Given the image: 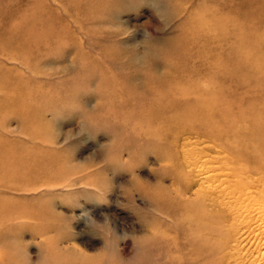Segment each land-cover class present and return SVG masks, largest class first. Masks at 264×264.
Wrapping results in <instances>:
<instances>
[{"label": "rangeland", "instance_id": "1", "mask_svg": "<svg viewBox=\"0 0 264 264\" xmlns=\"http://www.w3.org/2000/svg\"><path fill=\"white\" fill-rule=\"evenodd\" d=\"M250 3L260 6L245 16L249 23L238 33L247 37L255 24L260 75L264 0H0V78L6 83L0 86V164L7 176L28 184L27 190L8 193L7 203L0 200V211L15 215L9 222L0 219V241L18 233L25 240L62 237L61 245L71 243L82 251L83 264H96L104 241L90 218L107 219L118 235L173 224L158 198L162 187L173 196L180 186L166 158L173 152L180 164L179 146L166 148L141 120L146 103L140 100L152 98L146 78L191 64L206 69L217 54L208 49L218 52L222 42L231 52L239 44L213 30L196 40L204 47L193 45L194 60L185 66L180 59L199 12L228 15L232 19L224 30L232 34ZM145 27L153 32L146 43L152 55L138 68L132 58L143 50ZM203 51L207 57L198 58ZM73 61L76 67L69 69ZM82 118L90 127L80 132ZM69 131L74 135L66 139ZM110 139L115 148L108 147ZM131 183L136 194L127 200L121 188ZM110 247L116 250L115 239ZM120 247L125 257L134 251L131 240L120 241ZM28 250L35 259L38 247L32 244ZM70 252L52 264H67L75 255Z\"/></svg>", "mask_w": 264, "mask_h": 264}, {"label": "bare ground", "instance_id": "2", "mask_svg": "<svg viewBox=\"0 0 264 264\" xmlns=\"http://www.w3.org/2000/svg\"><path fill=\"white\" fill-rule=\"evenodd\" d=\"M245 5L232 34L224 30L232 19L228 15L212 9L201 16L199 12L195 30L183 40L187 52L180 59L188 65L193 45L204 43L196 40L213 30L239 44L231 52L222 42L218 52L212 46L208 49V54H217L206 69L191 64L146 78L152 98L140 100L146 103L141 120L166 148L179 146L176 156L181 162L175 161L173 152L166 154L180 176V186L173 196L170 188L162 187L158 206L173 224L145 232L151 242L146 264H264V73L258 74L255 24L247 37L238 33L245 21L249 23L245 16L260 5ZM203 52L198 58L207 57ZM4 81L8 83L6 77ZM1 85L6 83L0 78ZM4 167L1 163L0 200L6 202L8 193L27 190L28 184L7 176ZM13 218L9 210L0 211V219ZM72 249L75 255H84ZM82 262L79 258L76 264Z\"/></svg>", "mask_w": 264, "mask_h": 264}, {"label": "clouds", "instance_id": "3", "mask_svg": "<svg viewBox=\"0 0 264 264\" xmlns=\"http://www.w3.org/2000/svg\"><path fill=\"white\" fill-rule=\"evenodd\" d=\"M145 38L141 42L143 44V50L135 52L132 62L138 67L142 68L144 64L148 62L152 53L148 47H146L147 41L152 37L153 32L145 27ZM76 67V63L73 61L69 64L68 68L72 69ZM90 127L89 122L86 119L81 120L79 131L82 132ZM55 132V131H54ZM76 135L79 132L75 133ZM57 137V133L55 132ZM74 134L69 131L66 139H70ZM109 148H115L116 144L113 139L108 141ZM105 158H107V152H105ZM122 194L127 200L133 199L136 194L134 184L123 185ZM90 223L98 231L103 238V246L96 252V264H146L149 254V242L150 237L144 234H135L127 230L121 234H116L109 226L107 219L103 223L97 222L90 218ZM62 237H57L51 240L47 237L33 238L25 240L20 233L11 235L8 239L0 241V252L3 254L4 264H52L53 259L64 257L71 250V243L61 245L60 241ZM115 239L117 248L115 251L110 247L111 241ZM131 240L133 253L131 256L125 257L120 247V241ZM35 244L39 251L34 259L29 252V246ZM78 254L69 257V264H76L78 261Z\"/></svg>", "mask_w": 264, "mask_h": 264}]
</instances>
